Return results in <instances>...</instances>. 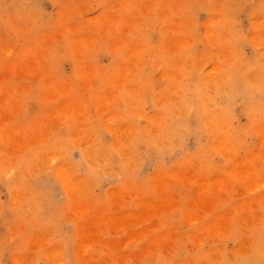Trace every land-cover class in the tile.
I'll list each match as a JSON object with an SVG mask.
<instances>
[{"label": "clouds", "instance_id": "1", "mask_svg": "<svg viewBox=\"0 0 264 264\" xmlns=\"http://www.w3.org/2000/svg\"><path fill=\"white\" fill-rule=\"evenodd\" d=\"M201 2L181 0L192 18ZM54 24L50 14L20 21L7 39L0 26V50L11 47L23 59L26 51L44 48ZM199 27L181 22L176 33L161 31L158 21L141 14L129 41L115 53H101L108 58L104 68L134 64L124 80L125 98L117 95L101 107L80 91L79 103L67 112L32 100L11 135L0 129V264H264V193L235 194L208 219L165 226L139 246L122 237L100 253L103 260L91 235L100 221L124 209L114 210L109 189L155 202L164 182V191L181 198L187 211L207 193L209 181L236 177L234 193L247 187L245 173L264 183V58L248 54L242 34L225 47L216 33ZM103 39L98 35L97 43ZM132 40L136 50L118 61ZM51 51L46 62L56 59ZM94 59L100 65V56ZM238 115L248 117V125H239ZM187 174V192L175 191L184 183L176 176ZM246 200L253 201L257 221L244 220L248 213L240 210L243 223L220 232L209 228ZM166 234L177 239L163 249L156 241Z\"/></svg>", "mask_w": 264, "mask_h": 264}, {"label": "rangeland", "instance_id": "2", "mask_svg": "<svg viewBox=\"0 0 264 264\" xmlns=\"http://www.w3.org/2000/svg\"><path fill=\"white\" fill-rule=\"evenodd\" d=\"M113 8L117 11H111ZM49 14L55 21L54 30L44 37L43 49L26 51L22 54L23 59L11 47L0 50V129L8 135L15 130L14 121L18 115L32 100L41 101L45 106L57 105L59 110L67 112L79 103L77 94L80 91L88 92L89 99L97 100L101 107H106L117 95L125 98L128 90L124 80L131 74L134 64L104 68L108 58L101 53H115L129 41L141 14L150 15L153 23L158 21L161 31L170 29L172 33L179 31L181 22L199 24L200 32L212 30L225 47L228 46L226 42L242 34L250 44L246 48L248 54L255 52L258 60L264 58V48L259 47L264 37V0H202L194 18L181 0H120L118 3L105 0H3L0 26L7 30L5 39L13 34L18 22L47 18ZM98 35L104 37L99 43ZM69 48L74 49L70 56L60 54ZM51 50L56 52V59L46 62L45 57L52 55ZM135 50L136 43L132 40L116 59L119 61L125 52L131 55ZM97 55L100 65L95 64ZM32 110L36 111L34 107ZM237 120L241 126L249 123L248 117L243 115H238ZM243 178L247 187L236 193L233 192V187L239 184L236 177L209 181L204 185L207 193L198 194L187 211L181 208V198L174 192L164 191V182H161L155 202H146L136 193L124 195L119 189H109L115 202L114 210L124 209L119 211L120 217L102 220L94 226L91 235L99 243L98 258L105 259L100 253L106 252L122 237H125L124 243L133 242L139 246L143 243L142 237L147 238L165 226L178 224L189 217L208 219L217 207H227L235 194L264 193V183L258 176L245 173ZM176 180L184 183L175 185V191L186 193L191 175H177ZM252 209L253 201L246 200L231 213L217 217L209 228L220 232L226 225L243 223L236 215L240 210L248 213L244 220L255 222L259 218L252 215ZM69 219H72L71 215ZM176 239L175 235L166 234L156 243L167 249ZM9 264H12L11 260Z\"/></svg>", "mask_w": 264, "mask_h": 264}]
</instances>
